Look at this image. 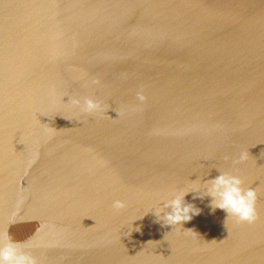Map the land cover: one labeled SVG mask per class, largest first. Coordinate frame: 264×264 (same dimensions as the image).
Wrapping results in <instances>:
<instances>
[{"label": "water", "instance_id": "1", "mask_svg": "<svg viewBox=\"0 0 264 264\" xmlns=\"http://www.w3.org/2000/svg\"><path fill=\"white\" fill-rule=\"evenodd\" d=\"M217 169L256 189L254 223L196 193L156 222ZM5 233L38 264H264V0H0Z\"/></svg>", "mask_w": 264, "mask_h": 264}, {"label": "clouds", "instance_id": "2", "mask_svg": "<svg viewBox=\"0 0 264 264\" xmlns=\"http://www.w3.org/2000/svg\"><path fill=\"white\" fill-rule=\"evenodd\" d=\"M92 84H99V80H92ZM136 98L143 103L146 97L143 92H137ZM68 104L78 107L82 113L95 114L104 111L103 103L91 98L80 99L70 98ZM117 112V111H116ZM121 113L117 112L118 118ZM249 152H241L238 159H233L232 164L236 166L246 162ZM219 175L213 179L201 182L200 179L192 181L194 187L190 189L174 190L170 193V198L163 202V207L154 211L157 223L163 226L182 225L191 221L193 216L200 214L194 204L187 203L185 197L189 193H196L193 199H204L210 197L209 207L214 212L216 209L226 213L227 220L234 218L239 223H254L257 219L256 204L258 193L254 188H245L243 180L228 171L217 169ZM125 203L116 200L113 208L117 211L125 207ZM193 232V230H185ZM0 264H38L35 257L21 250L20 242L16 241L10 233H5L0 237Z\"/></svg>", "mask_w": 264, "mask_h": 264}]
</instances>
